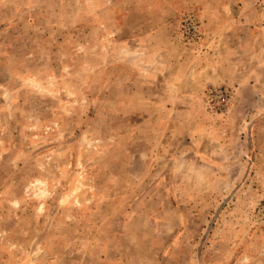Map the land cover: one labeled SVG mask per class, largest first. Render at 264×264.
<instances>
[{
  "label": "rangeland",
  "instance_id": "374dc122",
  "mask_svg": "<svg viewBox=\"0 0 264 264\" xmlns=\"http://www.w3.org/2000/svg\"><path fill=\"white\" fill-rule=\"evenodd\" d=\"M0 264H264V0H0Z\"/></svg>",
  "mask_w": 264,
  "mask_h": 264
},
{
  "label": "built area",
  "instance_id": "2783aa9c",
  "mask_svg": "<svg viewBox=\"0 0 264 264\" xmlns=\"http://www.w3.org/2000/svg\"><path fill=\"white\" fill-rule=\"evenodd\" d=\"M185 25L184 27V32H183V38L187 39L189 41L191 40H196L199 38L200 34V22L197 19V16L193 14H189L185 19H184Z\"/></svg>",
  "mask_w": 264,
  "mask_h": 264
}]
</instances>
